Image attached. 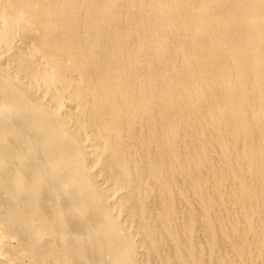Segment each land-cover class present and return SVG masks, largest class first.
<instances>
[{"label":"bare ground","instance_id":"bare-ground-1","mask_svg":"<svg viewBox=\"0 0 264 264\" xmlns=\"http://www.w3.org/2000/svg\"><path fill=\"white\" fill-rule=\"evenodd\" d=\"M0 264H264V0H0Z\"/></svg>","mask_w":264,"mask_h":264}]
</instances>
